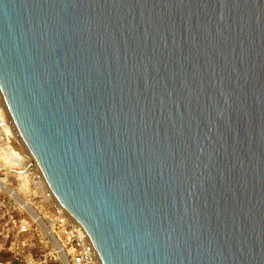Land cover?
<instances>
[{"label":"water","instance_id":"95a60500","mask_svg":"<svg viewBox=\"0 0 264 264\" xmlns=\"http://www.w3.org/2000/svg\"><path fill=\"white\" fill-rule=\"evenodd\" d=\"M0 88L102 264H264V0H0Z\"/></svg>","mask_w":264,"mask_h":264},{"label":"built area","instance_id":"2783aa9c","mask_svg":"<svg viewBox=\"0 0 264 264\" xmlns=\"http://www.w3.org/2000/svg\"><path fill=\"white\" fill-rule=\"evenodd\" d=\"M34 232L51 245L60 264H102L84 227L52 191L0 88V252L7 238ZM10 243L8 250L15 253L16 243Z\"/></svg>","mask_w":264,"mask_h":264},{"label":"rangeland","instance_id":"374dc122","mask_svg":"<svg viewBox=\"0 0 264 264\" xmlns=\"http://www.w3.org/2000/svg\"><path fill=\"white\" fill-rule=\"evenodd\" d=\"M12 241L18 245V248H15L16 244L11 245L15 253L8 250ZM4 244L6 250L0 252V260H11V264H60L51 256L52 247L50 244L45 246L41 233L34 232L16 238L10 237L4 241Z\"/></svg>","mask_w":264,"mask_h":264},{"label":"bare ground","instance_id":"6f19581e","mask_svg":"<svg viewBox=\"0 0 264 264\" xmlns=\"http://www.w3.org/2000/svg\"><path fill=\"white\" fill-rule=\"evenodd\" d=\"M32 215L34 216L33 212H32ZM54 247H55V243H54ZM56 248V247H55Z\"/></svg>","mask_w":264,"mask_h":264}]
</instances>
